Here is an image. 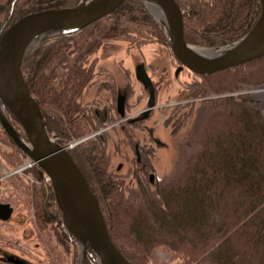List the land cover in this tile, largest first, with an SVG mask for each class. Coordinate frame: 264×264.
<instances>
[{
	"label": "trees",
	"instance_id": "16d2710c",
	"mask_svg": "<svg viewBox=\"0 0 264 264\" xmlns=\"http://www.w3.org/2000/svg\"><path fill=\"white\" fill-rule=\"evenodd\" d=\"M79 1L0 0V29L12 9L0 37L27 12L73 6ZM178 1L182 7L197 9L184 15L187 41L205 46L240 39L257 21L262 6L261 0ZM143 3L125 0L83 27L59 34L49 46L40 44L26 57V80L49 129L59 124L70 139L89 134L90 130L82 128L73 112L78 105L74 95L89 77L78 63L106 38L132 33L133 27V32H138L149 22L156 25ZM125 21L129 24L123 26ZM154 32H158L156 26ZM162 35L155 34L159 39ZM70 64L72 71L60 75L62 69L71 68ZM195 75L191 92L209 95L202 98L199 106L204 110L199 117L205 121V131L175 178H159L154 187L144 188L130 201L122 196L116 176L108 173L102 163L105 160L97 153L102 148L94 144L93 136L76 143L71 153L98 197L111 238L135 264H152L159 247L170 251L176 264H264V107L250 93L238 97L229 94L264 83V55ZM52 78H62L55 83L58 91ZM8 112L14 126L22 131L18 118ZM11 142L15 144L12 138ZM81 160L85 165L80 164ZM44 192L46 196L45 188ZM56 206L62 218L58 203ZM60 221L67 239L76 243L63 219ZM87 260L96 264L89 255Z\"/></svg>",
	"mask_w": 264,
	"mask_h": 264
},
{
	"label": "rangeland",
	"instance_id": "374dc122",
	"mask_svg": "<svg viewBox=\"0 0 264 264\" xmlns=\"http://www.w3.org/2000/svg\"><path fill=\"white\" fill-rule=\"evenodd\" d=\"M185 1L189 2L190 0ZM205 1L210 2L211 0ZM143 2L146 10L152 15L153 22L156 25L149 22L150 24L143 25L138 32H133L135 30L133 27L130 28L133 30L132 33L106 38L101 46H98L91 53L88 52L87 58L78 63L81 65V70H85V73H88L85 63L88 62L92 66L94 63L96 64V61L97 65H95V68L96 66L97 69L101 67L102 70L106 71L101 72V76L104 78H99L103 79V81L97 78L98 83H95V86L91 88L95 92L109 88L110 82L104 79L110 78L111 74L115 76L119 88L123 89L124 86L128 85V91L134 93L132 97L128 98L126 104L128 107L126 113L130 111L128 115H135V111L141 110L146 105L145 99L135 107L132 106L130 108L129 105L130 100L141 96L139 94L142 84L136 76L138 65L144 63L150 71L151 77L156 81L158 80L157 85L160 92L158 93L157 91L156 93L157 104L151 111L150 118L147 121L135 122L137 119L135 121L131 120L135 118V115L130 120L125 121L124 125L114 127L106 131V133L103 132L102 136L106 138L104 141L107 142V145H103L100 140L102 150L98 149L97 151L105 160L104 162L102 160V163L107 166L108 173H113L116 176L114 179L117 182V187L121 191L122 196L124 195L125 199L127 200L128 198L130 201H132L131 197L133 198L134 195L139 194L144 188L154 187L159 178L162 181H168L178 176L185 168L188 161L187 156L197 141L203 137L205 121H200L199 115L204 110L199 109V106L202 98L209 96H200L191 92L192 85L190 83L196 78V73L186 66V68L179 66L178 59L174 55L171 47L164 40H161L163 38L162 36L166 38L168 36L163 16L158 11L152 9L145 1ZM177 2L179 3L178 0ZM182 9L184 10V15L197 11L196 8L187 6H183ZM11 12L12 9L2 23L3 25L9 20ZM128 24L126 21L123 22V26ZM133 26L138 27V24H133ZM155 26L158 30L157 33L154 32ZM155 34L164 35L159 39ZM58 36L59 34H56L42 39L28 52L26 57L35 47L40 44L47 47L50 43L57 40ZM195 46L218 47L205 45ZM61 65L66 67L65 63ZM70 66V70L61 68L60 75L64 73V76H66L68 72L72 71V64ZM127 69L131 74H128ZM130 76H133L132 81L128 82ZM61 79L52 78L51 82L55 84L56 81L60 82ZM263 85L264 83H260L248 88L232 91L231 93L229 92V94L238 97L245 90L249 91ZM188 86L190 90H188ZM54 87L58 91V85L55 84ZM84 90V86H82L75 93V98L78 99L79 94H84L87 97L80 99L84 101L90 100L89 89L87 90L88 93H84ZM104 92L105 95H110L108 90ZM146 93L144 90V94ZM250 94L262 103L264 107V94L258 93L257 90ZM225 95H228V93H225ZM102 102H105V100H102ZM160 115L162 117L166 115V118L162 119ZM77 117L82 125L88 127L90 134L93 130L91 128L92 126H89L90 123L92 124L91 117L87 116L89 121L84 119L82 115H77ZM147 126L155 130L154 135H156L158 141L156 139L157 144H154V148L149 147V149H146V153L150 152L152 154V159L150 161L146 160V163L143 162V164L139 165L136 164L135 145L140 142L141 147H144V145L147 146L151 134ZM51 128H48L51 136H54L63 145H68L77 140L70 139L65 135L66 132H63L64 130L59 124L57 126L53 124ZM3 136L0 130V177L3 178L1 181V197L13 206L14 211L9 219H0V264H18V259L24 261V264H82L79 243L68 240L63 233V227L60 221V219H63V216L60 218L58 214L57 202H55L56 199L52 187L50 188L51 196H49L47 202L44 201V188L46 189L44 183L46 182L39 180V169L34 165L33 167H28L6 176L7 173L18 170V168L30 160L22 150L21 153L19 152L15 147L17 144L11 142V139L9 147V144H6L7 142ZM96 137L93 136L92 138L95 139ZM194 140L195 142L191 144V141ZM93 142L95 141L93 140ZM96 144L99 145V143ZM80 164L85 165L82 160ZM151 171L154 172V181H151L149 178V172ZM14 257L16 260L13 259ZM90 263L86 256L84 264ZM152 264L176 263L175 260L171 259L170 251L164 247H159L156 250Z\"/></svg>",
	"mask_w": 264,
	"mask_h": 264
},
{
	"label": "water",
	"instance_id": "95a60500",
	"mask_svg": "<svg viewBox=\"0 0 264 264\" xmlns=\"http://www.w3.org/2000/svg\"><path fill=\"white\" fill-rule=\"evenodd\" d=\"M124 1L80 0L74 6L32 11L10 25L0 37V122L15 143L50 177L64 224L80 248L82 244L87 247L81 252L82 264L87 254L97 264L135 263L111 238L98 197L69 150L81 139L63 145L51 136L22 65L28 52L42 39L77 30L112 12ZM143 1L162 13L174 54L182 62L181 66L195 73H212L264 55V0L253 27L242 38L218 47H199L187 41L184 10L177 0ZM138 74L151 88L149 104L152 106L155 100L152 80L144 67ZM260 87L263 89L264 85L257 89ZM6 107L19 119L28 140L14 127ZM13 211L10 203L0 202V218L9 219Z\"/></svg>",
	"mask_w": 264,
	"mask_h": 264
},
{
	"label": "flooded vegetation",
	"instance_id": "af4514ba",
	"mask_svg": "<svg viewBox=\"0 0 264 264\" xmlns=\"http://www.w3.org/2000/svg\"><path fill=\"white\" fill-rule=\"evenodd\" d=\"M178 62H179V66H181L182 62L180 60H178ZM66 63L69 65V62H66ZM85 64H86V67H87V71L89 73V77H88L86 83L84 84V89H85L84 93H88L87 90L89 89V93H90L89 96L92 97V98L89 97L90 100H85L84 101V100H81V99L86 98L87 95L79 94V97L77 99L78 105H77V108H74L73 112H74L75 115H82V117H84V119H86L88 121H89V119L87 118V116L91 117L92 124L90 123L89 126H92L91 128L93 130L90 133L91 135L88 136V137L97 136L95 138L94 144L95 143H99V146H100L103 143V145L106 146L107 142L104 141V140H106V138L104 136H102L103 132L106 133V131H109V130L113 129L114 127L116 128L118 126H121L122 124L124 125L125 121L130 120L135 115H136L135 118L131 119L133 121H135L137 119L135 122H137V121H147L150 118L151 111L155 108V106L157 104V94L156 93H157V91H158V93L160 92L159 91V87L157 85V81L158 80L156 81L155 79H153L151 77V73H150V71L148 70L147 66L144 63H140L138 65L137 71H136V76H137L138 81H140L141 84H142L140 86V94H139V96L140 95L141 96L138 97V98H135L134 100L133 99L130 100L129 105H130V108L132 106L135 107L141 101H143V99H145V102H146L145 104L146 105L141 110L135 111L134 112L135 115H128L130 113V111H128V113H126V111L128 109L126 104L128 102V98L132 97V95L134 94L133 92H129L128 91V85L124 86L123 89L119 88L115 76L111 74L110 78L104 79L105 81L110 82V86L107 89L109 91L108 93L110 95H105L104 91H107V90H104V89H103V91L98 90L97 92H95L94 90H91V88L93 86H95L94 85L95 83H98L97 78L98 79L99 78H104L103 76H101V72H106V71L102 70L101 67H100V69H97V66L95 68V65H97V61H96V64L94 63L92 66H90L88 64V62H86ZM142 67L145 68V70H146L148 76L151 78L153 86H154L155 100H154V104L152 106L149 104V101L151 99V88L149 87V85L144 80H142V78H140V76L138 74L139 69L142 68ZM183 67L186 68L185 66H183ZM68 70H70V69L68 68ZM126 71H128V74H131V72L128 69ZM132 77L133 76L129 77L128 82L132 81ZM99 80L103 81V79H99ZM162 82H164V81H162ZM183 83L185 84V82H183ZM144 90L147 92L146 94H144ZM92 94H94V95H92ZM102 100H105V102H102ZM160 117L162 119H165L166 115H164L163 117H162V115H160ZM147 125H148V123H147ZM82 128L84 130L88 129V127L84 126V125H82ZM147 128H149L150 133H151L150 134V141H148L147 146L144 145V147H141V145H140L141 143L140 142H138L135 145L136 164H139V165L143 164V162L146 163L147 162L146 160L150 161V159H152V157H153L152 154L150 152L146 153V149H149V147L154 148V146H155L154 144H157L156 143L157 137H156V135H154L155 130L153 128H151L150 126H147ZM145 129H144V131H145ZM0 130H1L2 134L4 135L3 138L6 140V142H7L6 144H9V147H10V139H11V137H10L9 133L7 131H5L4 128L1 125H0ZM18 131L26 139H28L24 128H23L24 132L20 131V130H18ZM63 132H65V131H63ZM130 133H132V131H130ZM60 136L64 137L62 135H60ZM109 136H111V135H109ZM88 137H85L84 139H86ZM127 138H128V136H127ZM129 138H131V137L129 136ZM84 139H82V140H84ZM100 140L102 141V143H101ZM157 141H158V139H157ZM72 147H74V145H72L70 147V151H71ZM8 156H9V154H8ZM29 160L30 161L28 163H26V164H24L22 166V170H24V169H26L28 167H33L34 165H35L36 168L39 169V172H40L39 180H43V181L46 182L44 184H45V187H46L47 195L45 196L44 201L47 202V199L49 198V196H51L50 188L51 187L53 188L52 183H51V179L49 178V176L46 173H44L42 171L41 167L35 161H32L30 158H29ZM76 161H77V159H76ZM18 171H20V170H18ZM16 172L17 171H12L10 173H7L6 176L7 175L9 176L10 174H14ZM143 173L145 175L144 171H143ZM149 178H150L151 181L155 180L154 172H152V171L149 172ZM2 179L3 178L0 177V202L7 203L8 201H5L1 197V181H2ZM53 192H54V189H53ZM13 259L16 260L15 257ZM17 262H18V264H24V261H22L21 259H18Z\"/></svg>",
	"mask_w": 264,
	"mask_h": 264
},
{
	"label": "bare ground",
	"instance_id": "6f19581e",
	"mask_svg": "<svg viewBox=\"0 0 264 264\" xmlns=\"http://www.w3.org/2000/svg\"><path fill=\"white\" fill-rule=\"evenodd\" d=\"M160 15L163 16L162 13H160ZM167 39H168L169 44H170V40H169V37L168 36H167ZM256 90L258 91V93L264 94V87H263V89L260 87V89L254 88V89H251L249 91H250V93H254ZM249 91L248 90H245L244 93H249ZM86 249H87L86 245L85 244H82L81 245V249H80V250H82L81 252L84 253L86 251Z\"/></svg>",
	"mask_w": 264,
	"mask_h": 264
}]
</instances>
